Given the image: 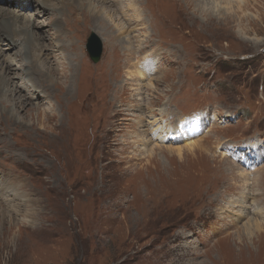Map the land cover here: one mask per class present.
<instances>
[{"label": "rangeland", "instance_id": "374dc122", "mask_svg": "<svg viewBox=\"0 0 264 264\" xmlns=\"http://www.w3.org/2000/svg\"><path fill=\"white\" fill-rule=\"evenodd\" d=\"M131 1H140L143 24L123 34H116L120 15L131 26L138 19L114 7L97 33L84 24V9L76 33L63 19L58 38L49 25L35 31H46L36 40L49 44L52 58H39L46 69L58 64L56 86L41 78L47 70L37 71V87L25 83L31 44L1 47L0 72L9 66L10 84L0 95V189L12 205H2L9 209L2 229L9 216L15 227L9 247L0 241V264H237L224 253L236 255L243 243L264 250V0H228L217 13L194 0ZM22 2L0 0V20L18 8L42 9ZM91 33L102 47L97 62L86 50ZM103 34L131 44L136 56L126 51L106 70ZM59 40L78 43L81 65L91 70L61 64ZM140 64L150 71L139 75ZM104 83L113 85L110 104ZM171 125L178 140L160 139ZM178 146L181 155L172 150ZM248 218L261 226L258 239L243 234Z\"/></svg>", "mask_w": 264, "mask_h": 264}, {"label": "bare ground", "instance_id": "6f19581e", "mask_svg": "<svg viewBox=\"0 0 264 264\" xmlns=\"http://www.w3.org/2000/svg\"><path fill=\"white\" fill-rule=\"evenodd\" d=\"M35 1H36L35 5H37L39 7H42V9H33V10H30L29 12L25 13V12H22L20 10V8H18V10H16V11H11L13 15L12 14H6L0 20V50H1V47H4L3 49H10L12 46L16 45V43L18 41L23 46V48H24V46L27 43L31 44L32 49H33L30 52L31 53L32 60L28 63L31 66L28 65L30 67V69H29V72H27L26 75H25L26 76L25 83L26 82L27 83L30 82V83H32V85H35L36 87L38 85L37 84L38 81L41 78L42 79L43 78L47 79L48 80L47 84H50V85L53 84L54 86H56L57 83L59 82V80L57 79V74L59 72V69L56 68V67H58V64L55 62L54 64H52V65L55 66V68L49 67V68L46 69L44 67L45 64L39 58L40 54L42 56L44 55V57L42 58L43 60H48L49 58H52V56L48 52V50H49L48 49L49 44H44L41 41V38H39V40H36V37H41L43 35V33L46 32V31H44L45 29H42L43 33H38L39 31L38 32H35L37 29H41V28H44V26H48L49 25L50 27H53L54 33L56 34V38H58L60 36V34L62 33V30H63V28L60 25V23L62 22V19H63L67 23V25L69 27V30H73L76 33L77 29H81V28H77V26H78V24L80 22V20H78V14H79L80 11H82L84 9L86 12H88L90 14V15L89 14L87 15L88 16V22L84 21L85 22L84 24H86L89 27V29H91L93 32H96L97 33L96 29L97 28H100V27H102L104 25L103 24V22L105 20L104 17H106V19H107V16L108 15L110 16V14H113V12L111 11V9H109L111 7H114L115 9H127V10L128 9H131L133 11L132 15H133V17L135 19V22L137 21V19L139 21V22L137 21L136 24H134V25L131 26L132 23L129 22L128 19H126V15L125 14H121L120 16H121L122 22L117 26L118 29L116 30V34H117V31L119 33L122 32L121 34H123L125 32L130 31L131 29H133L135 25H137V24L138 25L139 24H143L142 23V20L143 19H140L141 12L139 11V8H138V6L141 7V5H137V4L140 3V1H131L130 0L129 2H126V3H123V2H121L119 0H99L98 2H100V3H98V2L95 3L93 0H84V1H81V0H35ZM19 2L23 3L22 0H19ZM60 2L63 3L64 6L63 7H60L59 6L58 7L59 9L57 8V11L58 12H55V10H56L55 9L52 12V14H49L47 10L49 9L50 5H55V4L60 3ZM194 2H195L193 4L194 7H200V8L202 7L203 8L202 5H204L205 7H207L206 8L207 10H210L213 13H217L220 10L221 6L224 9H229L230 6L232 5L231 2L228 1V0H194ZM155 5L156 4H154V6L152 8H154ZM142 6L149 7V5H147L146 3H144ZM149 9H150V7H149ZM107 10H110V12L107 11ZM0 12H1V10H0ZM101 19H103V22H102ZM46 20H48V21L46 22ZM163 20H164V18H163ZM23 21L25 23L22 24ZM158 21H160V20L158 19ZM20 22H21V25L18 24ZM88 30L86 32L84 31L85 34H87V32H89ZM123 31H125V32H123ZM34 32H35V34H34L35 37L33 36V38H31L30 35H31V33H34ZM11 34L13 35L14 40L10 39L9 36ZM103 35H104V38H106V40H107V42H106V44H107V50H106V53H105L106 54L105 55V60L103 62L104 63H107V66L102 65V67H104L106 70L108 68H111L112 70H114L115 67L119 64V58H120V56L121 55H124L126 51H132L133 54H134V56H136L135 53H134V46H132L131 44H129L131 46L128 45V47H126L125 41H118L117 42V38H116L117 35H115V34H112V35L111 34H103ZM43 40H44V38H43ZM58 42H59L58 43L59 48H62L63 47L65 49L64 59L66 61L65 62H62L61 64H64L67 67L69 66V68H70L71 66H78L79 61H80V66H81L80 69H81V72H83L82 71V67L91 70V68H89L86 64L81 65V60L83 61V58L84 57H81V54H80V51L81 50H80V47H79V44L78 43H76L75 41H69L67 44H63V41H60V40ZM117 44L120 45L119 50L117 49ZM128 53H130V52H128ZM9 57H12V55H9ZM38 59H39V61H38ZM19 60H20L21 66L22 65H26L25 62H24V60L22 58H20ZM46 64H48V61H47ZM131 66L133 67L134 65L129 64V66H127L125 68L129 69ZM7 67H8V69H10L9 66H6L5 68H1V72H0V89H2L0 91V95H4V96H6V88L8 87V85H7L8 83L6 82V80L10 84V76L8 74H6V68ZM125 68H124V70H125ZM150 68H151V65H150V67H148L145 64H140V65H136L134 67V69H135L134 71L137 72L139 75H143L148 70L150 71ZM106 70L104 72V75H105V77H108V76H106ZM37 71L39 73H43V72L46 71V74H43L41 76V78H40V75H39V73ZM72 71H73V75H74L73 77H75L74 72L77 71V68L75 70L72 69ZM95 71L102 78V75H101L102 73L101 72H98V70H95ZM116 72L117 73L121 72V68H118L116 70ZM85 73H86V71H85ZM102 79L105 80V78H102ZM102 87H108L107 83H104L102 85ZM108 88H109V90L107 91V95H106L104 101H105V103L110 104L111 102H108V94L113 89V85L109 86ZM71 94H72V92H71ZM87 103H88V106H91V107H94V105H95V102L92 99L87 100ZM164 109L165 108H159L157 113L159 115L160 114L162 115L164 113ZM5 111L8 114H11V115L13 114V111H11L9 109L4 110V112ZM96 114H98V111H97ZM151 115H153V114H151ZM158 119H160V118H158ZM183 121H185V119L184 120H181V122H179V125ZM153 122L156 123V126L159 123V121L157 122L156 120H154ZM141 125H143V124H141ZM157 129H158V127H155L152 130L153 131V135L152 136L154 137V139H157V135H158ZM147 130H145V131H147ZM165 130H167L166 134L160 135L159 138L160 139H163L164 137H166L167 140L170 139V138H174V140L176 141V139L178 138L176 126L171 125L168 128H166ZM183 131L184 130H182V132ZM188 134H190V133H188ZM138 135H135V137L138 136ZM147 136H149V135H147ZM149 139H150V137H149ZM183 139H189V136L185 133V136H184ZM169 141H171V140H169ZM187 141H189V140H187ZM186 149H188L189 152H191L193 149H195L194 142L193 141L189 142L187 144ZM172 150H175L177 152V154H180V155L183 152V149L182 148H179V146L176 149L175 148H172ZM6 188L3 186L0 189V191H4V192H0V201H1L0 203H2L0 205V224H1L0 231H2V233H0V241H2V244H3L2 246H8V244L6 243V241L8 239V238H6L7 237V232L8 233L11 232L12 229H13V227H15L14 222H11L12 216H9V221H8V224H7V227H6L5 231L2 229V226H3L2 222L4 221V218L7 217L6 216V211L7 212L9 211V209H3L2 208V205L9 206V207L12 206V205H10V203L8 201H6L5 204H3V202H2V201L5 200L4 197H6L5 194H4L6 192ZM243 196H245V195H243ZM257 205H259V204H257ZM223 206L225 207V205H223ZM253 218H255V217H253ZM241 227H242L243 234H245L247 236V238H249V239L250 238H254V237H256V239H258L261 236L260 235L261 234L260 232L262 230L260 229L261 226H260L259 222L257 221V219L248 218L245 222H243V224H242ZM236 235H237L236 237L238 239H240V237H239L240 236V232L239 231H238V233H236ZM230 239H232V238H230ZM225 240H224V242H225ZM220 242H221V240H220ZM237 248H238V251L239 252L236 255L234 254L233 251L231 253L233 255H229L230 252H225L224 253L225 259L226 258L227 259L230 258L231 262L234 263V261H236V258L235 257L237 256V262H236L237 264H264V250L263 249H260L259 250V253H256V252L253 251V249L251 248L250 244H246V243L241 244Z\"/></svg>", "mask_w": 264, "mask_h": 264}, {"label": "water", "instance_id": "95a60500", "mask_svg": "<svg viewBox=\"0 0 264 264\" xmlns=\"http://www.w3.org/2000/svg\"><path fill=\"white\" fill-rule=\"evenodd\" d=\"M86 50L93 62H97L99 60L102 47L98 37L93 33H91L87 39Z\"/></svg>", "mask_w": 264, "mask_h": 264}]
</instances>
